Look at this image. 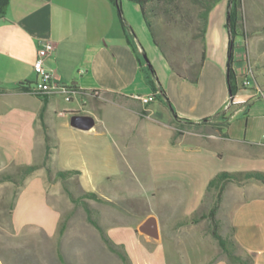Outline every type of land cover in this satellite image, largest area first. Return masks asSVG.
Listing matches in <instances>:
<instances>
[{
  "label": "crops",
  "instance_id": "obj_1",
  "mask_svg": "<svg viewBox=\"0 0 264 264\" xmlns=\"http://www.w3.org/2000/svg\"><path fill=\"white\" fill-rule=\"evenodd\" d=\"M127 25L125 31L111 0H10L5 17L0 19V131L8 128L9 144L17 156L22 154L27 162L39 164L46 154L42 117L56 142L51 159L54 172L78 171L73 179L80 190L98 194L109 203L110 196H142L150 205L154 201L151 210L138 214L133 209L87 200L99 224L125 249L131 263L186 264L179 258L196 225L188 226L185 221L205 205L211 180L221 172L264 173V128L258 137H250L247 125L241 136L233 133L230 119L226 126L221 122L222 115L243 111L241 105L250 106L259 93L254 88L256 93L245 94L246 99L227 107L223 88L215 103L201 104L186 102L176 92L179 88L188 93L185 84H177L166 95L160 87L151 91L146 65L129 44L133 31ZM133 26L138 30L135 23ZM43 41L55 46L45 66L55 73L57 82L75 87L71 102L61 95L44 99L20 89L37 81L34 64ZM204 65L206 68L205 61L202 69ZM202 69L196 82L200 86L204 83ZM234 70L237 74L239 69ZM167 98L179 118L195 123L207 118L210 121L196 127L212 128L216 133L194 142L186 140L185 129L173 143L175 114ZM88 101L94 113L82 115ZM116 114L117 121L108 122L107 116ZM73 116L93 117L94 128H73ZM61 185L60 181L51 185L44 168L33 172L18 192L13 230L33 229L54 238L63 215ZM220 208L228 212L230 239L236 242L239 254L251 256L253 264H264V183H228ZM150 217L154 222L145 228L153 234L143 229ZM200 234L198 241L209 242ZM168 245L175 250L177 260L173 263L168 259ZM215 253L212 247L201 261L188 264H209ZM211 264L232 263L222 257Z\"/></svg>",
  "mask_w": 264,
  "mask_h": 264
},
{
  "label": "rangeland",
  "instance_id": "obj_2",
  "mask_svg": "<svg viewBox=\"0 0 264 264\" xmlns=\"http://www.w3.org/2000/svg\"><path fill=\"white\" fill-rule=\"evenodd\" d=\"M161 1V2H159ZM149 5L150 19L152 20L155 38L145 28L143 17L135 4L122 0L121 8L123 17L132 26V40H135L138 48H143L149 64L146 73L153 80L159 90L160 84L168 94L169 89L177 84L187 85L190 88L188 93L177 88L176 92L186 102H213L218 100L222 88L226 93V106L246 99L245 94L254 92L259 86L264 93V0H242L244 36L238 35L234 39V69L237 73V93L233 99L230 97L228 77L226 72L228 53V34L226 32L228 0H159ZM213 2V3H212ZM212 3V4H211ZM211 4L208 12L206 30L201 39V28L203 20L201 13ZM117 17L120 19L118 5L113 4ZM136 24L138 30L133 26ZM134 29V30H133ZM205 47V65L203 85L192 81V70L201 62L203 48ZM225 52V53H224ZM224 53L225 65L221 67ZM146 61L145 55H143ZM247 59L251 62L255 71L256 81L253 78L250 86H244L246 80ZM181 72V76L173 67ZM153 68V69H152ZM154 70V72H153ZM201 72V71H200ZM156 74V76H155ZM150 90L151 85L147 82ZM187 92V91H186ZM259 94L254 101L245 106V109L237 114L229 113L230 125L233 126V133L244 136L245 128L248 125L249 136L258 137L260 130L264 128V98ZM163 96V95H162ZM237 96V97H236ZM124 103L123 100H118ZM248 101V100H246ZM154 104L158 100L154 99ZM223 109H226V106ZM249 106V107H248ZM249 108V109H248ZM190 113V110H187ZM223 110H221L222 112ZM94 113L92 104L88 101V107L82 115ZM88 113V114H87ZM119 115H108V122H116ZM155 118H159L156 116ZM160 119V118H159ZM207 119L203 118L202 120ZM59 129V128H58ZM188 132L186 140L207 139L209 133H216L212 128L205 129L191 126L186 128ZM0 146V174H11L19 182L21 179L20 167L32 165L27 162L26 156L13 152L15 147H10L8 128H2ZM146 183H148V173ZM62 182L61 202L59 206L63 211L61 224L65 225L63 233L57 232L54 238H50L43 232L27 229L23 232H15L11 225L9 209L14 199L17 187L11 182L0 181V264H123L120 257L113 253L103 241L99 231L89 222L87 213L82 203H75L68 194L71 191L74 197H80L83 192L79 188L77 179L68 181L56 180L48 182L55 185ZM110 203H99L101 206L110 205L120 210L133 209L138 214L151 210L154 201L147 203L142 196H110ZM150 198V197H149ZM217 192L212 191L207 195L205 205L193 216L200 217L208 214L216 204ZM89 202V201H88ZM179 214V212H178ZM164 215H168L166 211ZM96 219V216H95ZM164 219V218H163ZM181 220V218H177ZM166 220V218H165ZM167 221L173 222L167 218ZM228 212L219 208L215 221L203 219L199 223L193 222L195 229L191 241L185 244L184 254L179 260L184 259L185 263H197L201 258L210 254L212 247L216 253L209 264L217 259L226 257L219 243L213 238V231L227 239H230ZM190 226L192 221H185ZM192 224V225H193ZM105 229V227H104ZM107 232V229H105ZM202 233L208 241H198ZM231 240V239H230ZM239 251L236 249V253ZM168 259L173 263L177 260L175 250L168 245Z\"/></svg>",
  "mask_w": 264,
  "mask_h": 264
},
{
  "label": "trees",
  "instance_id": "obj_3",
  "mask_svg": "<svg viewBox=\"0 0 264 264\" xmlns=\"http://www.w3.org/2000/svg\"><path fill=\"white\" fill-rule=\"evenodd\" d=\"M9 1L10 0H0V19L5 17L8 6H9ZM113 4L119 5V12H120V20L121 24L123 26V29L126 31L128 28L127 21L123 17V13L121 12V0H111ZM128 2H131L135 5H137L141 11V14L143 16L144 22L146 24L147 29L150 31L153 39L155 38L154 35V30H153V25H152V20L150 19V14H149V5L153 4L154 2H158L159 0H126ZM161 2V1H159ZM213 3V2H212ZM211 3V4H212ZM211 4H209L201 13V18L203 20V25L201 28V39L203 38L205 34V26L208 20V12L211 7ZM243 10H242V0H228V14H227V23H226V29L229 35V49H228V64H227V73H228V84H229V93L231 99L234 98V96L237 93V86H236V79H237V74L234 70V60H233V52H234V39L238 35H243L244 36V27H243ZM129 44L134 47V49L139 53V58L141 63L146 65L147 69V64L146 61H144L143 55L145 54V51L142 48V51L140 52L134 41L129 39ZM205 59V51H202V56H201V62L198 66H196L192 70V81L196 83L198 81L199 75L201 68L203 66ZM171 66L173 67V70L177 71L174 66L171 63ZM153 69V68H152ZM154 72V70H153ZM155 73V72H154ZM178 75L181 76V72L177 71ZM156 76V74H155ZM147 81L151 85V88L154 92H156V86L153 82V80L149 77L147 73ZM22 90L31 91V85L28 84V87L26 88H20ZM160 89L163 93V95H166L165 90L160 84ZM168 104L171 107V110L175 114V134L173 137V143L176 142V140L180 137L183 136V132L186 128L191 127V126H202V124H205L206 122L210 121L209 119L203 120L201 123H195L191 120L179 118L174 110V107L168 100ZM42 121V129L45 134V139H46V154L43 162L39 164H33V165H28V166H21L20 167V172H21V179L22 181L19 182L16 178H14L11 174L3 173L0 174V181L1 182H11L17 187V191L15 192L13 202L11 204V207L9 209V216L12 219L13 216V209L15 206L16 199L18 197V192L22 186H24L26 179L37 169L44 168L47 171L48 174V179L51 181H56V180H62V181H68L72 179L75 175H78V171H59V172H54L52 167H51V159H52V154L54 149L56 148V142L54 138L50 135V130L49 127L45 124L43 118L41 117ZM221 122L223 123L224 126H226L229 122V117L226 115L221 116ZM248 181H257L260 183H264V173L260 171H243V172H221L217 176H215L211 182L209 183L208 186V191H216L217 192V199H216V204L213 206V208L209 211L208 214H202L200 217H193L190 221L199 223L203 219H211V221H215V216L217 211L220 208V204L222 201V197L225 191V186L228 183L234 182L238 184H242ZM79 184V182H78ZM69 196L75 203H82L89 222L99 231L103 241L107 244L109 249L117 254L120 259L122 260L123 264H132L131 260L125 251V249L117 245L107 234L105 229L99 224L97 218L95 219V210L91 206V204L87 200H94L98 203H109V201L95 193H83L80 197L75 198L74 194L71 191H68ZM65 230V225L60 224L59 231L63 233ZM213 238L219 243L220 247L223 249L224 253L227 255V258L232 264H253V259L249 255H242L239 254L238 252L236 253V249L238 250V246L236 242L233 240L227 239L221 234H219L217 231H213L212 233Z\"/></svg>",
  "mask_w": 264,
  "mask_h": 264
},
{
  "label": "built area",
  "instance_id": "obj_4",
  "mask_svg": "<svg viewBox=\"0 0 264 264\" xmlns=\"http://www.w3.org/2000/svg\"><path fill=\"white\" fill-rule=\"evenodd\" d=\"M55 46L50 41L41 42V46L38 50V58L34 64V70L37 75V81L31 85L30 93L39 98H51L61 95L65 98L66 102H71L73 96L76 94L75 87L72 85H65L57 82L55 73L45 66V59L54 51ZM246 80L244 86H250L253 78L256 81L255 71L251 62L247 59L246 66ZM259 94L264 98L263 90L259 86H256ZM137 99H141L137 97ZM144 103H148V99H142Z\"/></svg>",
  "mask_w": 264,
  "mask_h": 264
},
{
  "label": "water",
  "instance_id": "obj_5",
  "mask_svg": "<svg viewBox=\"0 0 264 264\" xmlns=\"http://www.w3.org/2000/svg\"><path fill=\"white\" fill-rule=\"evenodd\" d=\"M119 7V5H118ZM122 12V8L120 9ZM146 62L150 65L149 60L147 59V56L145 55ZM71 126L75 129L83 130V131H89L95 126V119L91 116H73L71 118ZM154 222V218L150 217L146 223L143 226V229L150 234H153V232L147 230L146 228L149 227ZM146 227V228H145Z\"/></svg>",
  "mask_w": 264,
  "mask_h": 264
}]
</instances>
